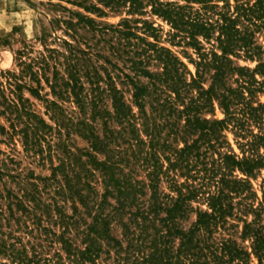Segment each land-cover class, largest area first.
<instances>
[{"label":"trees","instance_id":"16d2710c","mask_svg":"<svg viewBox=\"0 0 264 264\" xmlns=\"http://www.w3.org/2000/svg\"><path fill=\"white\" fill-rule=\"evenodd\" d=\"M55 1L0 71V264H264V0Z\"/></svg>","mask_w":264,"mask_h":264},{"label":"rangeland","instance_id":"374dc122","mask_svg":"<svg viewBox=\"0 0 264 264\" xmlns=\"http://www.w3.org/2000/svg\"><path fill=\"white\" fill-rule=\"evenodd\" d=\"M47 0H0V71L6 68L13 67V50L19 47L22 41L31 42L36 47H39V41L37 38L44 33V31L50 30L49 21L54 15H57V12L54 10H50L46 5ZM56 2L55 0H53ZM62 4L66 5L71 9H78L70 4L62 2ZM81 10V9H79ZM82 11V10H81ZM93 16L96 21L102 23H117L121 17L125 16L124 13L121 14H113L109 13L107 16L97 17L94 14H90ZM153 20L155 23L160 24L163 27L164 32L169 29V25L166 24L161 19L156 16H145ZM58 35H61V30H57ZM259 41L264 44V35L259 37ZM167 44V43H165ZM168 45V44H167ZM173 50L179 51V47H172ZM184 62L187 63L188 68L194 72V67L192 64L188 63L187 59L182 56L181 53H178ZM240 64H248L249 66H253L254 62H245L243 60H239ZM261 100L264 101V97L261 96ZM216 117H222V113L216 109L215 110ZM228 140L232 143V146L236 152L238 149L233 144V136L231 133H226ZM77 144L82 146L85 144L84 141L78 140ZM4 147V145H2ZM7 149V147H6ZM15 153L19 152V157H22L21 166H26L27 159L25 160L23 157L22 146L19 142H16L15 145ZM35 173L37 174H47L48 170L42 169L40 167L33 168ZM260 181L261 176H258L256 179H252V185L254 189H256L258 195L260 192ZM193 205H197L194 203ZM201 207L204 208V205ZM194 219V214H190L188 221L184 224L188 225Z\"/></svg>","mask_w":264,"mask_h":264}]
</instances>
